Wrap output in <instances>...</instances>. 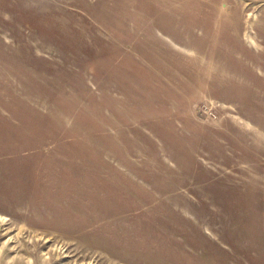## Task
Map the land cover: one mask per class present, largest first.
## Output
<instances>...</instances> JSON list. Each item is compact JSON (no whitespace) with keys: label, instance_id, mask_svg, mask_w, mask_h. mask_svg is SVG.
<instances>
[{"label":"rangeland","instance_id":"rangeland-1","mask_svg":"<svg viewBox=\"0 0 264 264\" xmlns=\"http://www.w3.org/2000/svg\"><path fill=\"white\" fill-rule=\"evenodd\" d=\"M0 264H264V0H0Z\"/></svg>","mask_w":264,"mask_h":264}]
</instances>
